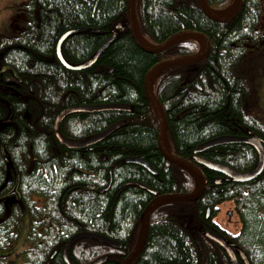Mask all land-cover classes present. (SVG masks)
I'll return each instance as SVG.
<instances>
[{"label":"trees","instance_id":"obj_1","mask_svg":"<svg viewBox=\"0 0 264 264\" xmlns=\"http://www.w3.org/2000/svg\"><path fill=\"white\" fill-rule=\"evenodd\" d=\"M207 2L225 10L234 0ZM127 3L27 0L19 24L0 36V250L12 247L26 228L22 248L8 255L11 262L0 257V264H67L64 245L83 232L115 243L80 237L67 249L70 264H89L102 256L107 258L99 264H120L136 243L148 203L158 195L196 188L191 171L168 162L158 149L159 123L144 78L159 61L194 54L199 44L189 38L161 52L143 50L130 32ZM135 9L140 36L152 45L186 30L204 34L210 45L203 60L167 67L154 79L170 152L192 160L198 144L248 132L264 143V121L249 109L254 93L248 70L252 56L264 51V0H242L239 11L225 21L206 16L198 0H136ZM120 21L125 28L89 68L69 70L57 59V41L65 31L87 29L61 44L64 59L77 64ZM114 103L128 104L129 110L72 113L59 126L63 138L80 140L124 121L103 140L69 149L56 138L53 124L64 108ZM199 156L237 170H248L257 160L244 143L218 145ZM130 157L148 162L155 173L126 161ZM197 166L206 183L202 195L155 208L145 245L131 264H200L194 233L203 230L237 245L250 264H264V169L240 183ZM226 201L233 203L240 223L236 234L215 221ZM202 240L206 264H231L218 244L203 235Z\"/></svg>","mask_w":264,"mask_h":264},{"label":"water","instance_id":"obj_2","mask_svg":"<svg viewBox=\"0 0 264 264\" xmlns=\"http://www.w3.org/2000/svg\"><path fill=\"white\" fill-rule=\"evenodd\" d=\"M135 3L136 0H128L127 3V22L129 24L130 32L136 42V44L141 47L143 50H146L148 52H161L167 49L169 46H171L173 43L182 40V39H189L194 38L201 41L202 49H200L198 52L190 55H184L180 57H175L172 59H166L159 61L156 63L151 69L146 73L144 78V90L146 93V96L148 100L150 101L151 105L153 106L155 113L158 118L159 127H158V146L160 148L161 153L163 156L170 162L176 163L188 170H190L197 181V187L195 190L188 192V193H174V194H164L159 195L155 199H153L144 209L142 212L141 218H140V230L138 233V237L136 240V243L133 247V249L130 251L128 255L122 260L120 264H131L136 257L140 254L142 251L148 234V225H149V218L152 213V211L160 206L163 203L169 202V201H195L197 200L203 193L205 188V179L200 171V169L195 165L192 161L178 157L174 155L172 152L169 151L167 147V143L165 140V135L167 131V120L164 113V110L156 98L154 91H153V81L155 76L163 69L170 67V66H176V65H186L191 63H196L198 61L203 60L210 49V45L208 42L207 37L197 31H180L173 35H171L169 38H167L164 42L158 44V45H149L141 36L138 29L137 24V17H136V9H135ZM198 3L204 12L206 16L209 18L216 20V21H225L232 18L240 9V6L242 4V0H235L234 1V7H231V12L223 14L219 10L213 9L207 2V0H198ZM125 28L124 21H120L116 25H114V28L112 29L111 35L107 37L100 45L99 47L83 62L77 63V64H71L67 62L62 53H61V44L63 41L70 35L79 31H83L86 28H73L70 30L65 31L58 39L57 45H56V56L57 59L60 61V63L67 69L73 70V71H80L85 70L92 66L98 57L101 55V53L104 51V49L108 46V44L117 36L119 32H121ZM197 87L200 88V86L197 84ZM128 105L121 104V103H114V104H94V105H78V106H71L66 107L63 110H61L58 115L55 118L53 129L56 138L65 145L67 148H77L81 146H91L101 140H103L110 132L115 130L118 126H120L122 123L121 121L115 122L111 125H109L104 130L90 136L89 138L81 139V140H67L63 138L60 135L59 126L61 121L68 115L72 113L77 112H96L101 110H128ZM229 143H244L252 146V148L255 150L257 154V160L255 165L248 169V170H237L232 168L229 165H226L221 162L213 161L206 159L204 157L199 156L198 154L202 153L203 151L213 148L218 145L222 144H229ZM194 159L202 164L204 167H207L210 170L216 171L217 173L225 176L227 179H230L234 182H248L255 178H257L264 169V143L262 138L257 134H251L248 132L245 136H239V135H220L217 137L210 138L206 141H204L201 144H198L194 149ZM126 161L138 163L139 165L145 167L149 172L155 173V169L146 161L142 160L140 157H132L127 158ZM219 179H216V183L219 182ZM142 187H145L144 185H141ZM150 193L155 194L156 192L147 187L146 188ZM186 227L190 230L192 229L189 227V224H186ZM202 234L208 237L209 239L213 240L215 243L219 244L222 249L226 252L228 255L231 264H239L238 257L242 260L243 264H250L247 256L245 253L237 247V245H233L228 243L225 239L221 238L219 235L208 232V231H202ZM80 237H90V238H96L111 244H114L115 241L111 240L105 236L94 234V233H88L83 232L76 234L72 236L64 245L63 248V257L67 264H70L68 258H67V249L68 247L78 238ZM195 241L199 247L200 250V256H201V263L200 264H206L207 257H206V249L205 245L202 241V238L199 233H194ZM107 258V256L99 257L98 259L92 261L89 264H99L102 261H104Z\"/></svg>","mask_w":264,"mask_h":264},{"label":"rangeland","instance_id":"obj_3","mask_svg":"<svg viewBox=\"0 0 264 264\" xmlns=\"http://www.w3.org/2000/svg\"><path fill=\"white\" fill-rule=\"evenodd\" d=\"M26 3L27 0H0V36L8 35L19 24L23 13L22 5ZM248 70L249 75L252 77L251 83L254 93V96L249 100V109L252 115H257L264 121V51L260 55L252 56L248 64ZM230 211L233 212L230 213ZM215 221L233 234H236L240 227L233 203L230 201H226L219 206V213ZM25 230L24 227L12 247L0 250V257L5 256L11 262L8 255H13L22 248Z\"/></svg>","mask_w":264,"mask_h":264},{"label":"bare ground","instance_id":"obj_4","mask_svg":"<svg viewBox=\"0 0 264 264\" xmlns=\"http://www.w3.org/2000/svg\"><path fill=\"white\" fill-rule=\"evenodd\" d=\"M219 11H221L223 14H226V13H229L230 11H231V7H228V8H226L225 10H219ZM85 30H87V29H85ZM111 35V34H110ZM109 35V36H110ZM199 43H201V41H198ZM154 66V65H153ZM152 66V67H153ZM171 67V66H170ZM151 69V68H150ZM149 69V70H150ZM148 70V71H149ZM88 105V104H87ZM125 105H128V104H125ZM128 107H129V105H128ZM153 107V106H152ZM154 109V108H153ZM129 110V109H128ZM128 110H123V111H128ZM83 112H86V111H83ZM154 112H155V110H154ZM77 113H80V112H77ZM156 114V113H155ZM157 116V115H156ZM119 122V121H118ZM123 121H121V123H122ZM159 123V122H158ZM54 125V124H53ZM54 130V129H53ZM165 140H166V135H165ZM157 143H158V132H157ZM166 143H167V141H166ZM203 143V142H202ZM167 147H168V145H167ZM158 149H159V151H160V148H159V146H158ZM170 151V150H169ZM160 153H161V151H160ZM162 154V153H161ZM163 155V154H162ZM199 155V154H198ZM164 157V156H163ZM202 157V156H201ZM165 158V157H164ZM166 159V158H165ZM207 159V158H206ZM167 160V159H166ZM188 160V159H187ZM168 161V160H167ZM190 161H192L195 165H197V164H200V163H198L195 159H194V157H192V160H190ZM168 162H170V161H168ZM133 163V162H132ZM171 163H173V162H171ZM138 164V163H137ZM174 164H176V163H174ZM178 165V164H177ZM200 165H202V164H200ZM145 168V167H144ZM146 169V168H145ZM146 188V187H145ZM157 197V196H156ZM155 197V198H156ZM154 198V199H155ZM152 201V200H151ZM150 201V202H151ZM149 202V203H150ZM148 203V204H149ZM157 208V207H156ZM142 215V214H141ZM140 218H141V216H140ZM203 231H207V230H203ZM208 232H211V233H214V232H212V231H208ZM214 234H216V233H214ZM218 235V234H217ZM220 236V235H219ZM138 237V236H137ZM221 237V236H220ZM221 238H223V237H221ZM224 239V238H223ZM229 243V242H228ZM217 244V243H216ZM219 245V244H218ZM220 246V245H219ZM221 247V246H220ZM238 247V246H237ZM222 248V247H221ZM229 258V257H228ZM200 259H201V256H200ZM238 259H240L239 257H238ZM230 260V259H229ZM201 263V262H200ZM231 263V262H230ZM243 263V262H242Z\"/></svg>","mask_w":264,"mask_h":264},{"label":"flooded vegetation","instance_id":"obj_5","mask_svg":"<svg viewBox=\"0 0 264 264\" xmlns=\"http://www.w3.org/2000/svg\"><path fill=\"white\" fill-rule=\"evenodd\" d=\"M131 158V157H130ZM143 160V159H142Z\"/></svg>","mask_w":264,"mask_h":264}]
</instances>
